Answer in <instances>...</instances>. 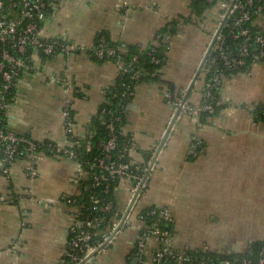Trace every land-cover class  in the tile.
<instances>
[{"label":"crops","instance_id":"0c3cea01","mask_svg":"<svg viewBox=\"0 0 264 264\" xmlns=\"http://www.w3.org/2000/svg\"><path fill=\"white\" fill-rule=\"evenodd\" d=\"M124 1L62 0L43 25L41 37L67 38L93 49L97 35L107 31L117 42L146 48L168 23L190 15L191 0H127V7ZM219 19L218 8L182 26L173 39L163 79L174 85L175 99L186 96ZM34 57L38 71L18 83L6 128L36 142L66 146L64 107L71 105L78 133L84 135L121 65L100 63L89 53ZM64 73L74 83L71 90L60 80ZM204 81L200 75L188 97L190 105L200 103ZM163 88L140 85L128 106L125 132L135 140L130 153L134 164L160 147L173 122L174 108ZM220 103L224 108L205 123L191 114L178 117L150 172L146 192L132 210L137 216L153 207L171 209L178 249L209 247L217 253L245 254L254 243L264 242V122L253 113L264 105V62L248 74L224 80ZM25 165L26 160H16L5 177L0 149V194L7 200L0 203V264H59L74 222L67 200L82 192L74 182L77 163L68 156L46 155L34 181L27 177ZM114 194L119 213H126L133 199L131 183L120 181ZM122 233L131 234V241L124 243L116 264L126 263L135 239L134 231Z\"/></svg>","mask_w":264,"mask_h":264},{"label":"built area","instance_id":"2783aa9c","mask_svg":"<svg viewBox=\"0 0 264 264\" xmlns=\"http://www.w3.org/2000/svg\"><path fill=\"white\" fill-rule=\"evenodd\" d=\"M61 1L0 0V149L2 151L4 176L9 178L13 163L26 154V157L22 159L26 160L27 177L31 181L36 180L39 174V163L47 155L46 151L51 150L57 156H68L75 159L77 172L74 182L81 187L82 191H88L89 187L85 182L90 180H93V188L104 187L106 192L111 186V183H105L108 179L118 183L122 180H128L131 183L133 199L137 195L135 206L146 192L149 175L155 166L159 148H153L143 163L125 162L135 149V140L130 134L125 141L124 150L115 159H112L111 154L117 148L114 122L121 120L114 113H107L111 116V122L107 125L110 131L109 138L98 146L101 157L93 160L83 159L79 153L83 146L86 147V153H89L91 146L90 144L84 145L78 139L80 134L77 130L75 114L71 105H66L63 109L64 131L68 142L66 146L51 140L36 142L5 127V117L11 108V97L18 83L25 76L38 71L34 57L36 52L41 56L55 58L60 55L69 57L85 54L91 50L87 46L77 44L67 38L41 37L43 25L53 16ZM124 6H128L127 0L124 1ZM220 8L222 20L219 28L221 25L223 28L230 25L228 21L232 19L231 35L236 39L247 38L244 43H238V55L230 56L221 48L226 36L220 33L212 50L219 51L220 59L218 61L212 60L209 56L207 60L206 64L211 65L214 73L209 80L204 78V88L198 105L192 106L188 101L185 102V96L175 99L173 94L164 87L166 98L174 100L171 103L175 114L177 112H180V115L191 114L198 119H201L202 114L205 113L213 115L216 112L215 92L221 91L225 72L238 69L246 64L245 57L248 56L246 42L250 39V32L241 26L243 22L250 19L249 11L254 8V0H229L222 2ZM263 10L264 7H260L258 12ZM238 12L240 16L236 17ZM236 29L238 30L237 33L235 32ZM172 41L173 39H171L170 48ZM256 41L264 47V34L258 37ZM99 47L102 50L97 53V56L103 58L104 50L107 47L104 39ZM29 50L33 51L29 54ZM108 53L110 55L115 54L111 49L108 50ZM263 55L264 52L262 51L260 55L255 56L254 66L260 64L259 60ZM201 75L204 77L206 73L202 72ZM138 78V74L134 76V79L137 80ZM60 80L65 83L68 90L74 88L69 73H64ZM128 89L129 96L135 97L137 90H132L131 87ZM6 201V198L0 194V203ZM91 204L93 210L100 213H109L113 208V203H103V200L96 196L91 197ZM67 205L72 208L71 213L74 222L69 229L70 237L59 264H95L94 259L96 257L92 255L99 249H102L100 253L105 252L108 247L114 244L118 235L124 231L135 232L132 251L125 264H192L194 261L193 257L188 255L187 250L176 247L173 231L162 227L164 223L172 225L174 223L172 210L167 207H153L146 214L141 211L137 216L133 214V210L127 216H125L126 213H117L113 217L109 229L101 230L98 226L104 220L100 215L91 218L90 216L93 215L90 207L79 204L73 198L67 200ZM121 225L122 227H120ZM202 249L207 253L214 252L209 247ZM134 261L136 262L134 263ZM196 264L208 263L205 259H198ZM218 264H264V245L260 249L259 258L256 262L242 256L236 260H224Z\"/></svg>","mask_w":264,"mask_h":264},{"label":"trees","instance_id":"16d2710c","mask_svg":"<svg viewBox=\"0 0 264 264\" xmlns=\"http://www.w3.org/2000/svg\"><path fill=\"white\" fill-rule=\"evenodd\" d=\"M228 1L229 0H191L190 15L179 16L177 19L168 23L164 28L158 31L154 39V43L146 48L138 45H125L123 43L117 42L107 31H102L97 35L94 48L88 51L89 55L92 57V59L100 63L113 62L122 65V69L120 70L115 82L106 89L105 101L101 105L98 114L88 125L87 132L84 135H80V138H78L79 141L84 145L90 144L91 146V151L89 153H86V147L84 146L80 149L79 153L83 156V159L86 158L93 160L97 157H101V152L99 151L98 146L101 142L106 141L109 138L110 131L107 128V125L111 122V116L107 114L109 112L114 113L121 119L120 121L114 122V134L117 136V148L111 154L112 159H115L121 153V151L124 150L125 141L127 140V136L130 135L129 133L125 132V127L127 125L128 106L134 98L129 96L128 87H131L132 90H137L140 85L145 83H154L161 86V88L166 87L174 96V85L163 79V69L168 62V53L170 50L171 39H174L179 34L182 26L191 24L194 19H203L218 8L222 14L220 4L222 2L224 3ZM260 7H264V0H254V8L249 11L250 19L243 22L241 26L243 29H247L250 32V39L246 42V47L248 49V56L245 57L246 64L238 69H232L228 72H225V80L240 74L250 73V71L253 69L254 63L256 62L255 56L260 55L262 51L264 52V47H262L256 41L258 37L264 34V10L262 12H258ZM239 16L240 13L238 12L236 17ZM228 23L230 25L224 27L221 32L223 36H226V40L223 44H221V48L227 55L237 56L239 53L238 43H244L247 37L236 39L231 35V25L233 24L232 19H230ZM235 32L237 33L238 30L236 29ZM103 39L105 40L107 47L104 50L103 58H99L97 53L102 50L99 46ZM110 49L115 52L114 55H110L108 53V50ZM32 51L29 50L28 53L30 54ZM42 57L44 59H51V57H46L43 55ZM135 58L137 59L136 61L134 60ZM210 58L212 60L218 61L220 59L219 51H212ZM263 62L264 55L261 56V59L259 60V63ZM203 73H206L204 78H208L207 80H209V78L212 77L214 73L213 69H211V65L206 64V66H204ZM137 74L139 75V78L136 80L134 79V76ZM77 95L79 96V94ZM169 101L173 102L174 100L172 99ZM215 104L216 112L213 115H209L207 113L202 114L201 122L205 123L209 117L216 116L219 111L224 108V106L220 103V90L215 92ZM103 111H106V113H103ZM253 113L259 122H264V105L255 107ZM4 123L6 127V121ZM23 136L31 139L27 135ZM46 153L47 155L55 154L51 150L46 151ZM25 157L26 154L20 159ZM129 161L132 162L131 158L126 159L125 162ZM105 183H111L108 192L105 191L104 187L93 188V180H90L85 182V184L89 187L88 191H82L80 195L71 197L76 199L79 204L91 208L93 215L90 216L91 218L98 215L101 216V218L104 220L100 226H98V228L101 230H108L113 217L119 213L117 200L114 194L115 188L119 183L112 182L110 179H108V181ZM92 196L102 199L103 203H113L111 212L100 213L99 211L93 210V205L91 204ZM149 209L143 210L144 214H146ZM162 227L164 229L173 231L172 224L164 223ZM263 245L264 242L254 243L251 251L245 254H225L217 252L207 253L204 252L203 249L187 250V253L193 257L194 261L192 264H196L198 259H205L207 260L208 264H218L221 261H233L242 256L248 257L256 262L259 258V252Z\"/></svg>","mask_w":264,"mask_h":264},{"label":"water","instance_id":"95a60500","mask_svg":"<svg viewBox=\"0 0 264 264\" xmlns=\"http://www.w3.org/2000/svg\"><path fill=\"white\" fill-rule=\"evenodd\" d=\"M222 29H223V25H221V27L218 29V31H217V33H216V35H215V37H214V39H213V41H212V43H211V45H210L208 51H207V53H206V55H205V57H204V59H203V61H202V64H201L199 70L197 71V73H196V75H195V77H194V79H193L191 85H190L189 88H188V91H187L186 96H185V99H184L185 102L188 100L189 95L191 94V92H192V90H193V88H194L196 82L198 81L200 75L202 74L203 69H204V66H205L206 63H207V60H208V58H209V56H210V54H211V52H212V50H213V48H214L216 42H217L218 36H219L220 33L222 32ZM179 116H180V112H177V113L175 114V116H174V119H173L172 124L170 125L169 129L167 130V132H166V134H165V137H164V139H163V141H162V143H161V145H160V147H159V150H158V154H157V156H156V159H157V157H158L160 151L162 150L163 146L165 145L166 140H167V138L169 137V135H170V133H171V130H172V128H173V126H174V124H175V122H176V120L178 119ZM136 198H137V195H135L134 199L132 200L131 205H130L128 211L126 212V215H125V216H127V215L129 214V212L133 209L134 204H135V201H136ZM120 227H122V225H121ZM101 251H102V249L97 250L92 256H93V257H97V255H98ZM135 262H136V261H134V263H135ZM94 263H95V264H99V262H98L96 259H94Z\"/></svg>","mask_w":264,"mask_h":264},{"label":"rangeland","instance_id":"374dc122","mask_svg":"<svg viewBox=\"0 0 264 264\" xmlns=\"http://www.w3.org/2000/svg\"><path fill=\"white\" fill-rule=\"evenodd\" d=\"M221 16H222V14L220 13V19H219V23L217 24V28L215 30V33L220 26V21L222 20ZM213 37H214V35H213ZM130 236H131V234L125 235V233L118 235L117 240L114 242V244L112 246L108 247V249L105 252L99 253L97 255L96 260L99 262V264H116V263H118L119 262L118 256L122 253L123 248L126 247V246H124V243L131 241L129 239Z\"/></svg>","mask_w":264,"mask_h":264}]
</instances>
